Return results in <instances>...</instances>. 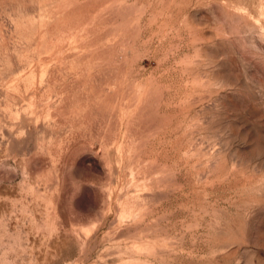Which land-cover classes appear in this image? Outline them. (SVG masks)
I'll return each mask as SVG.
<instances>
[{"label": "rangeland", "instance_id": "obj_1", "mask_svg": "<svg viewBox=\"0 0 264 264\" xmlns=\"http://www.w3.org/2000/svg\"><path fill=\"white\" fill-rule=\"evenodd\" d=\"M0 264H264V0H0Z\"/></svg>", "mask_w": 264, "mask_h": 264}]
</instances>
